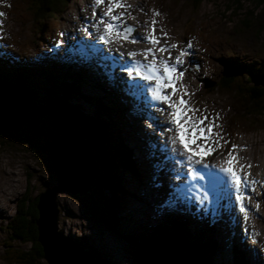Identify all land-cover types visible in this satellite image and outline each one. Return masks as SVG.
Masks as SVG:
<instances>
[{
  "label": "rangeland",
  "instance_id": "1",
  "mask_svg": "<svg viewBox=\"0 0 264 264\" xmlns=\"http://www.w3.org/2000/svg\"><path fill=\"white\" fill-rule=\"evenodd\" d=\"M124 1L127 2L124 8L134 3L132 0ZM90 2L92 0H65L63 7H60L61 4L57 6L56 10L60 7L61 11L53 20L45 11H40L38 0H0V13H4L0 17V26H3L0 36L5 35L2 37L3 42H0V50L3 51L4 58L10 63L23 61L24 64L36 67L35 71L31 68L33 73L28 70L32 73V78L30 82L26 79L28 82L24 83V86L29 83L27 89L34 93V98H31L33 100L28 101L32 103L27 104L31 109L25 112L26 115L9 106L0 97L2 108L7 107L10 113L24 119L20 127L14 130L0 125V206L3 209L4 204L6 213L0 215V264H48L43 257H39L38 250L30 242L13 238L10 218L15 214L20 196L24 194L32 201L40 192L58 183L56 173L52 171L54 164L49 157L50 135L70 136L72 132L84 137L90 151L88 160L98 167V173L88 192L62 191L56 197L58 229L62 231L65 240L73 245L71 247L78 257H90L96 264H158L163 261V256L174 264H250L242 249L243 242L236 246L230 244L220 233H216L215 224L200 223L201 212L188 213L189 218L179 208V200L183 201L186 196L194 195L199 190L193 177L186 175L188 166L183 157L171 152V149L168 155L159 148L160 152L150 156V170L137 162L135 150L143 157L145 149L151 151L158 148L157 141H163L167 134L163 131L164 126L151 124L157 138L151 141V135L144 128L148 120L141 118L138 122L130 114L137 111L133 97L125 93L127 87L124 86L126 82L121 71H115V76L122 77L119 89L117 87L120 91L113 93L116 83L108 78L109 70L102 69V65L106 63L102 59L105 54L101 50L107 52L108 48L99 41L96 43L100 48L89 43V36L85 35L83 38L86 41L73 40L68 46L73 56L66 55L65 45H56L57 40H62L61 33H65L62 28L71 21L80 19L79 14L84 13L81 10L83 6H90V11L93 10ZM136 2H139V7L144 4L145 12L148 11L152 18L154 12L155 16L158 14V18L165 17L173 28L181 31L174 34L178 41L189 38L193 49H196L195 55L199 51V57H194L193 63L194 66L200 64L204 68L205 78L200 81L201 89L197 94L199 99H196L199 101L193 100V95L190 100L192 107L196 106L208 117L218 116L215 124L218 121L219 126L216 127V132L214 130L216 135L213 140L220 138V145L216 147L214 143L211 144L215 160L210 159L219 165L229 151L233 159L237 147L232 148V145H236L234 141L244 137L241 138L244 139L242 147H252L251 152L255 156L253 161H259L255 166L263 171L264 107L258 99L252 98L253 93L249 89L252 84L264 87V81L254 77L264 73V5L252 0ZM97 9L102 10L99 7ZM76 15L79 17L76 18ZM146 19L143 18L144 21ZM78 22L75 27L74 21V28L68 32L74 38L84 34ZM131 26L134 28L133 24ZM88 28L91 29L89 26ZM185 41L180 45L181 48L188 45V41ZM54 45L55 49L52 50ZM59 47L63 50L57 49ZM84 55L93 59V64L88 63ZM81 59L96 73L91 72L89 66L82 71L79 63ZM64 65H71L72 71ZM7 68L10 69L6 70L8 73L15 72L14 76H26L15 64H10ZM229 69L233 70L230 83L227 86L226 82L225 86H215L222 81V73ZM110 70H119V63ZM200 71L202 70L197 68L198 76ZM0 73L3 79H8L2 73V68ZM66 74L69 77H65ZM5 92L8 91L3 90ZM3 102L6 103L4 107ZM132 105L135 111L131 112ZM61 106L69 107L71 112L73 109L77 110L82 120L88 118L99 121L101 128L97 130L96 142L85 137V133L89 131L84 126V121L82 123L74 117L69 126L63 125ZM38 132L42 134H34ZM114 147L125 152V158L133 166L132 170L122 167ZM247 153L245 152V159L251 161ZM202 159L204 162L207 157ZM197 167L198 165L192 168ZM177 172L180 173V180L174 179ZM100 176L103 178L102 184H114L118 186V190H111L96 182L95 179H100ZM180 182L182 188L187 190L185 193L178 191L181 190L178 188ZM252 202V221L254 224L263 222L264 228V201L258 196ZM230 219L229 222L232 221ZM6 222H9V227ZM156 227L162 229L156 230ZM26 228L25 231H28V224ZM180 228L185 229L186 234H182ZM239 232L248 235L244 227H240ZM160 236L169 241L180 240L187 250L156 244L155 241ZM259 236L263 238L264 234L259 233ZM246 240L250 244L254 242ZM258 245L260 246L259 243ZM191 246L196 249L193 256L188 253ZM178 257L183 261L180 262Z\"/></svg>",
  "mask_w": 264,
  "mask_h": 264
},
{
  "label": "bare ground",
  "instance_id": "2",
  "mask_svg": "<svg viewBox=\"0 0 264 264\" xmlns=\"http://www.w3.org/2000/svg\"><path fill=\"white\" fill-rule=\"evenodd\" d=\"M132 1L134 3L133 4H129L128 7L123 8V9L118 7L114 11H115V13H116V11L118 13H120V12H124L125 13L124 17H122V19L124 20V23H129L130 25L133 24L134 25V32L132 33V36L140 37V38L136 42H131V39L121 40L119 42L113 40L108 46H106L108 48L107 52H104V50L103 51L101 50L102 54H105V56H103L102 59L106 63V64L102 65V69L109 70L108 78L110 80L113 79V83L114 82L116 83L114 85L112 82H110V84H112V86L114 85L113 87H115V91L113 92L115 94H117L116 93L117 91H120V90H117V87L119 89V87H120L119 84L121 82L122 77L115 76V75H117V73L115 71H120V69L111 71L110 68L112 66H114L116 63H119V65H120L121 63H124L125 61L132 60L133 58L128 57V55H127L128 52H130V51L131 52H135L136 56L134 57V59L135 60H139V61H145L146 59L150 60L152 58V54H155V56L157 57L158 60L160 58H163V59H166V60H169L170 62H172V61H174L175 56L179 54V50L181 49L180 45L183 44L185 40H186L185 42L188 41L187 42L188 44L192 42L189 38L181 40V41H178V39L174 36V34L180 33L181 31L179 29L173 28L171 26V24L168 21H166L165 17H162V18L159 17L158 18V14H157V16H154L152 18L151 16H149L148 11L145 12L146 9H145L144 4H141V6L139 7L138 6L139 2H136L137 0H132ZM152 3H153V1H152ZM86 4H89V3H86ZM124 4L126 6L127 2L124 1ZM89 5H92V2H90ZM4 6L7 7L6 5H4ZM89 8H90V6H87V7H86V5L83 6V9H81V10H84V13L79 14L80 15V19H75L74 20L75 21V27H76V24H77L78 21H80V22H78V24L81 26V30L84 27L85 22L87 23V25L89 27L94 22V18H93L92 13H91L93 10L90 11ZM96 11H97V14H99L100 10L96 9ZM70 15H73V14L70 13ZM79 15H76V18H78ZM145 17L147 19L144 21L143 18H145ZM155 17H157V18H155ZM164 18H165V20H164ZM74 21H71L68 25H66L65 27L62 28L65 33H64V35L61 36L62 40H61L60 44L61 45H65L66 55H69V56H73V52L71 50H68L69 49L68 46L72 43L73 40H75V41H86L83 38L84 34L81 35V37L77 36V37L74 38L73 36H71L72 33H68L70 30H72L74 28ZM153 21H155V23H153ZM177 23H178V21H177ZM1 29H3V26H0V30ZM89 31H91V29H89ZM77 32H80V31H77ZM67 34H70V36H67ZM95 35H96L95 33H92V35L88 37L89 38L88 40L92 41L93 36H95ZM147 35H153V36H155L157 38L158 43H157V45L155 47H153V45L151 43H149V42H147L146 40L143 39V37L147 36ZM4 36H5L4 34L2 36H0V42L1 41L3 42L2 37L4 38ZM72 37H73V39H72ZM174 38H176V39H174ZM97 41H95V43H93V44L100 48V46H98L97 43H96ZM4 42H6V41H4ZM89 43H92V42H89ZM172 43H175L177 45V47L175 49H168L167 51H163V52L156 50L161 45H167V44H172ZM2 45H3V43H2ZM101 48H102V46H101ZM146 48H153V53L148 54L147 57H145L144 54H143V50L146 49ZM185 48H187V46ZM9 49H10V47H9ZM53 49H55V45L52 48V50ZM57 49L63 50L62 47H59ZM71 49H73L72 46H71ZM20 50L21 49H19V52H20ZM188 51H189L190 54L188 56L184 57L185 63L183 65L178 66V68H177V72L183 71L184 75H183V77L180 80L176 81L177 93H175L173 95V99H175L176 95H180V90H179L178 86L182 83L185 86V89L188 92V95L185 97V99L187 101H189L191 103V105H193L192 100H190V97H191V95H193L194 96L193 100L199 101V100H196V99H199V96L197 94L199 93L198 90L201 89L200 81L205 78V73L203 72L204 68L200 67V64H198L199 66H194V63H193V61H195L194 57H197V58L199 57V51H197L196 55H195L196 49H193L192 44H191V48L188 49ZM169 53H171V55H169ZM22 54H23V52H22ZM84 56L86 57L88 63L93 64V59L91 60V58H89V56H87V55H84ZM190 56L192 58H190ZM29 57H30V55H29ZM80 57H81V55L79 56V58ZM8 58H9V56H8ZM30 59H31V57H30ZM9 60H10V58H9ZM70 63H72V58H71V62ZM79 63L81 65V67L83 68L82 71L85 70L86 67L89 66V70H91V72H93V73H96L91 68V66L89 64L86 65L87 63L84 62L83 59H81V61ZM10 64L11 65L12 64L17 65L18 70H22L24 72V74H26V77L28 78V81L30 82V78H32L31 74L33 73L32 70L35 71L36 67L34 68V66H32V64H24L23 61L10 63V61H8V59L4 58L3 51L0 50V66H2L1 68H3V67L7 68V66L10 65ZM94 64H95V62H94ZM64 66H68V65H64ZM68 67L72 71V66L70 65ZM96 67L99 68L97 65H96ZM28 68H30V69H28ZM31 68H32V70H31ZM197 68L202 70V71H200L199 76H198ZM28 70H30L32 73L30 71H28ZM101 71L104 72L103 70H101ZM13 73H15V72L13 71ZM13 73L12 72L8 73L7 71H5L4 75L8 79L9 78L12 79V78H14ZM75 73L78 74L77 72H75ZM121 73H122V71H121ZM123 75H124L125 82H126L124 84V86L127 87L125 89V93L126 92L129 93L133 97V103H134V106L136 107L135 110L137 111V112H132V111H135L134 110V106L132 105L131 108H130V111L132 113H130V114H132V116L134 118H136V120L138 122H139V119H141V118H144L145 121L148 120L146 122V125H144V128L151 135V137L153 139V140L151 139V141H154L157 138H156V134H154V129H152L150 125L151 124H153V125L156 124V125L164 126V127L167 126V123H166L167 105H163V104H161L159 102L152 101L148 97L146 92H143L140 89L134 87L133 85H130L129 83H127L126 73H123ZM65 77H69V75L66 74ZM17 78H16V80H17ZM0 80H2L1 73H0ZM80 81H82L81 77H80ZM25 82H27V81H25ZM10 84H13V82H11ZM2 88H3V86H0V90L1 91H3ZM166 91H171V89H167ZM66 94H64V95H66ZM50 100H52V99H50ZM28 101H27V104H30V102H28ZM120 101L124 102V100L122 98H120ZM6 103H9V102L6 101ZM6 103L4 104V102H3V104H2L3 107H4V105H6ZM9 106H11V105L9 104ZM202 107L204 108L203 105H202ZM193 108L197 109L196 106H193ZM157 109H163L164 111L161 112V111H158ZM138 111H141V112H138ZM0 112H10V111L8 110L7 107L2 108L0 106ZM198 112H203V111L202 110L197 111L196 115H200V113H198ZM131 122H133V121H131ZM207 122H208L207 120L204 121L205 124ZM214 123H215V121H214ZM217 124L219 125L218 121H217ZM11 129L14 130V129H17V128H11ZM214 130H215V132L217 131L216 127L213 128V132H214ZM52 136H53V134L50 135L51 141L48 143V150L50 152V155H49L50 159H51V151L49 149V144L53 140ZM241 138H244V137H241ZM241 138H239L238 141H234V142H236L237 149L233 153L232 161H233V167L238 172V174L241 175V177H243V173H245V172L248 173V178L247 179H248V185L249 186H248L247 189L244 190V196L241 199V203L246 207V212H247L248 219L245 221L244 213H241L239 210H237L234 190L231 189V185L230 184L227 185L224 188L223 191L217 190L214 195H209L207 199H204V197L208 194V189H207V181L202 179V177L204 176V174L206 172H217L218 173V169H216V168H207L206 169V168L203 167L202 164L193 165V166L198 165L197 169L193 168V170L198 171L199 175L198 176H194L193 180H196V183L198 184L199 190H197V193L194 194V195L186 196L183 201L179 200L178 201V206L181 209V211L183 212V214L186 215V216H188V213L192 214V213L201 212L200 213V218H201L202 222H200V223L206 224L208 222L211 225L215 224L216 233H220L222 235V237L227 239L228 242L230 244H233L234 246L239 245L241 242H243V248L242 249H243L244 253L246 254L247 260L249 261L250 264H264V262H263V260H264V237L261 238L259 236V233L264 234L263 222H257V224H254L253 221H252V218L250 216L251 215L250 212L252 211V209H254V205H253L252 200L255 201L258 198V196H260L263 199V201H264V170L262 171L261 168H259V170L257 169L256 166L259 164V161L257 159L255 161H253L255 156L251 152V148L252 147L250 146V149H246L245 148L246 146L242 147V143H243L244 139H241ZM157 144H158L159 147L158 148L155 147L151 151L148 150V149H145L144 152H143L144 153L143 157H142V155H140V153L137 150H135V157H136L137 162L139 161V163L142 164L143 166L144 165L147 166V168L149 170L151 169L150 156L152 154H156L157 151L160 152L159 148H161V150L164 151V153L166 152L169 155V150L171 149V147L166 143V136L163 139V141L162 140H160V142L157 141ZM132 145L133 144H131V147H132ZM153 151H154V153H153ZM245 152L246 153L248 152L247 154H249L251 161H246ZM205 157H207V159L203 162L204 164L217 165L216 162L214 161L215 160V155L213 153H211V155H208V156H205ZM210 158H213L214 160H212ZM162 160L166 161V159H163V158H162ZM245 162H247V165L245 164ZM51 163H52V161H51ZM260 164L262 165V162ZM187 171H188V169H187ZM218 174L223 176L222 173H218ZM136 175H138V174H136ZM94 178H93V180H94ZM225 179H226V177H225ZM93 180H92V182H93ZM92 182H91V184H92ZM201 185H205V187H201ZM89 186H88V188H89ZM178 188L181 189V190H178L179 192L185 193V191H187V190L182 188V183L181 182L178 185ZM176 193H178V192H176ZM2 206H3L4 210L0 206V215L1 214L5 215L6 214L5 213V206H4V204H2ZM173 206L175 207L174 202H173ZM255 210H257V208H255ZM188 217L190 218V216H188ZM262 217H263V215H261V218ZM229 218H231L230 220H232V221H230L231 223L229 222ZM262 220H264V219L262 218ZM260 223H261V225H260ZM240 227H244L246 229L247 234H248L247 236H245L244 234H241L240 233L241 231L239 232ZM180 229L182 231L183 228H180ZM181 233H183V231ZM215 237L220 238L217 235H215ZM246 239L254 240V242L252 244L247 243ZM258 243L260 244V246L258 245ZM245 261H246V259H245Z\"/></svg>",
  "mask_w": 264,
  "mask_h": 264
},
{
  "label": "snow or ice",
  "instance_id": "3",
  "mask_svg": "<svg viewBox=\"0 0 264 264\" xmlns=\"http://www.w3.org/2000/svg\"><path fill=\"white\" fill-rule=\"evenodd\" d=\"M98 7L102 9L99 14L96 11ZM118 7H125L123 0H92L94 22L90 26L91 31H89L88 25H84L82 29L85 36H91L92 33L96 34L93 36L92 43L98 40L100 44L108 46L113 40L119 42L131 39V42H136L140 38L132 36L134 28L124 23L122 17H124L125 13H115L114 10ZM3 15L4 13H0V16ZM153 15L155 16L156 13L154 12ZM61 35L64 34L61 33ZM143 39L151 43L153 47L158 43L157 38L153 35L144 36ZM60 43V40L56 41L57 45ZM176 47L177 45L172 43L161 45L156 50L163 52ZM190 48V43L187 48H181L179 54L175 56L172 62L163 58L158 60L155 54H152L150 60H135L136 53L130 51L127 55L133 59L121 63L119 69L126 73L127 83L146 92L152 101L167 105V126L163 129L164 133L167 134L166 143L171 147L173 153L183 157V161L187 162V176L192 178L199 175V172L192 168L195 164H202L206 169L216 168L218 173L223 174V176L217 172H206L204 174L202 179L207 181L208 189V194L204 199H207L209 195H214L217 190L223 191L230 184L231 189L234 190L236 206L241 213H244L246 221L248 219L246 207L241 203V199L244 196V190L249 186L248 173H243V177L238 174L233 167L231 151L225 155L219 165L203 163L202 158L211 155L212 151H214L211 144L214 143L216 147L220 145V138L213 140L216 135L213 132V128L219 126L214 123L218 116L208 117L203 112H200V115H196L199 110L193 108L191 103L185 99L188 92L182 83L178 86L180 95H176L175 99H173V95L177 93L176 81L180 80L184 75L183 71L177 72V68L185 63L184 57L190 54L188 51ZM150 53H153V48L143 50L145 57ZM167 89H171V91H166ZM157 110L164 111L163 109ZM205 120L208 121L206 124L204 123ZM224 143H227V141H224ZM235 147L236 145L233 144L232 148ZM177 163H181V161H177ZM174 179H181L179 172L176 173ZM201 187H205V185H201Z\"/></svg>",
  "mask_w": 264,
  "mask_h": 264
},
{
  "label": "water",
  "instance_id": "4",
  "mask_svg": "<svg viewBox=\"0 0 264 264\" xmlns=\"http://www.w3.org/2000/svg\"><path fill=\"white\" fill-rule=\"evenodd\" d=\"M22 118L10 112H0V125L6 129L19 128L24 120ZM52 139L49 149L58 183L37 195L36 240L48 264H96L90 257H78L71 247L73 245L65 240L62 231L58 229L56 197L66 190L73 193L88 192V186L97 175L98 167L88 160L90 151L82 135L72 132L70 136L53 135ZM163 257V261L158 264H174L172 260Z\"/></svg>",
  "mask_w": 264,
  "mask_h": 264
},
{
  "label": "trees",
  "instance_id": "5",
  "mask_svg": "<svg viewBox=\"0 0 264 264\" xmlns=\"http://www.w3.org/2000/svg\"><path fill=\"white\" fill-rule=\"evenodd\" d=\"M40 3V11H45L47 14H49L50 19H56L59 12L61 11L60 7H63V3L65 0H38ZM201 0H197V2L199 3ZM255 1L257 4H262L264 5V0H252ZM62 2V3H61ZM61 4V6H60ZM57 6H60L58 10ZM56 10V11H55ZM48 19V18H47ZM242 67V66H241ZM1 69V67H0ZM6 70H9L8 68L3 67L2 68V73L4 74ZM243 71V70H242ZM250 71V70H249ZM23 72V71H20ZM233 70L227 71L222 73V81L218 82L221 83L220 84H216L215 86H225V82H226V86L230 83L231 81V77H232V73ZM16 76V77H15ZM14 78H9V79H3L0 80V86H3V90H7L8 94L3 93V91L0 92V97H2L3 99H5L6 101L9 102V104L15 109L18 110L19 112H23L26 115V111L30 110V106H27V101H32L34 98V95L32 94V92L30 93L29 90L27 89L28 84H26L24 86L25 81H27L26 79H28L26 76L25 77H19V75H15ZM22 76V75H20ZM225 76V77H223ZM19 77V78H17ZM254 77H258L260 80L264 81V73L261 74L260 76H256L254 75ZM17 78L16 82L15 79ZM5 80H7V83ZM251 81V80H250ZM11 82H13V84H10ZM28 82V81H27ZM62 85V84H61ZM24 86V87H23ZM249 91H252L253 95L252 98L254 99H258L261 103H262V107H264V87L261 86H257L256 84H252L250 86ZM63 92V91H62ZM11 93V94H10ZM30 98V99H29ZM32 103V102H30ZM49 104V103H48ZM50 105V104H49ZM62 107V112H61V119H62V123L63 125L69 126L70 122L72 119H74V117L78 118L80 121H84V126L88 129L89 132L85 133V137L92 141H95V137H96V133L97 130H99L101 127L100 123L98 120L96 119H81V114L80 112H77V110L73 109L72 112L70 111L71 109L67 106H61ZM114 149L116 150V154L120 157L121 160V165L124 168L130 169L132 170L133 166L131 164V162L129 161V159L125 158V152H123L120 148L114 147ZM126 163L128 165H126ZM103 182V178L99 179V183L102 184ZM103 186L110 188L111 190H118V186L116 185H109V184H102ZM37 197H34L32 201H30V199L24 196H20V199L18 201V203H16V209H15V214L12 218H10V224L12 225L10 227V229H12V235L13 238L19 239V240H25L31 243V245H34V248H36L38 250V255L39 257H43L42 255V250H41V246L39 245V243L36 240V224H35V219L37 217V210L35 209V203H36ZM115 203V201H113ZM6 224H8L9 227V222H6ZM28 224V231H25L27 228ZM26 228V229H25ZM162 229L161 227H156V230H160ZM183 233L182 234H186L185 229H182ZM156 244L161 245V246H170V247H176L177 249H185L187 250V247H185L183 245V243L179 240V241H169L167 238H163V236H160V238L156 239ZM191 251L189 250L188 253L190 256H193L194 253L196 252V249L191 246ZM178 260L180 262L183 261L182 258L178 257ZM98 263V262H97ZM99 264V263H98Z\"/></svg>",
  "mask_w": 264,
  "mask_h": 264
}]
</instances>
